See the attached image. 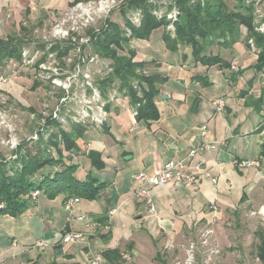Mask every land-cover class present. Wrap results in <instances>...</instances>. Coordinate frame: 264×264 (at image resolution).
I'll return each instance as SVG.
<instances>
[{"label": "crops", "instance_id": "obj_1", "mask_svg": "<svg viewBox=\"0 0 264 264\" xmlns=\"http://www.w3.org/2000/svg\"><path fill=\"white\" fill-rule=\"evenodd\" d=\"M64 1L0 0V38L20 33L24 13L29 22L43 15L42 21L49 22L47 16L51 17V13L44 12L43 8L63 9L73 0ZM38 24H42L41 21ZM233 47L219 44L217 49L228 51ZM252 56L256 61L257 56ZM227 61L230 62L228 74L217 66L201 65L190 74L191 82L211 84H214L211 76L221 74L225 83V86L218 84L222 90L211 94L207 104L199 100L197 111L187 93L172 94L160 84V92L154 99L159 118L139 122L132 115L129 97L124 91L120 92L121 95L108 104L106 122L87 128L77 141V150L64 152L66 161L76 166L75 172L79 173L74 172V175L79 180L91 174L101 183L93 199L78 197L72 205V213L83 215L86 220H68L69 213L64 208L68 193L50 198L40 191L35 200L28 199L20 214L0 212V264H89L93 260H97V264H170L171 254H180L181 244L192 239L193 234L208 226L223 210L261 198L264 192V100L258 99L264 82L261 73L254 70V64L245 60L240 63L233 52ZM15 63L16 60L9 59L0 65V76L8 79L7 85L0 84V95L6 89L12 100L21 96L24 76L27 78L32 72L28 69L25 73L24 68ZM177 63L180 68L176 77L185 83L181 77L186 76L185 66L183 62ZM234 64L238 65V71H231ZM146 66L150 73V69L159 67V61L149 65L146 62ZM166 71L154 73L167 80ZM217 98L224 100L221 113L214 110L213 102ZM158 99L178 100L179 104L166 108L159 105ZM120 101L127 102V108H122ZM133 126L136 127L130 130ZM202 126L207 129L205 137L200 133ZM223 138L225 145L192 158L190 167L198 176L195 183L169 181L165 185L148 186L156 210L154 214L149 213L144 198L135 194L138 181L134 175L139 171L147 174L159 171L166 161L184 156L203 139ZM90 150L99 154L102 168L91 165L87 157ZM240 160H257L259 167H238L236 162ZM204 171H209L216 182L204 177ZM42 173L45 172L42 170ZM64 231H79L83 235L76 242L60 243ZM40 239L47 243L43 250L36 246ZM122 254L128 258H123Z\"/></svg>", "mask_w": 264, "mask_h": 264}, {"label": "rangeland", "instance_id": "obj_2", "mask_svg": "<svg viewBox=\"0 0 264 264\" xmlns=\"http://www.w3.org/2000/svg\"><path fill=\"white\" fill-rule=\"evenodd\" d=\"M104 1H107V9H109V11H103L100 18L95 16L94 20L89 25L82 28H80V22L77 19L69 17L68 13L66 14L67 10L74 4L64 7L63 9L59 8V10L47 9V7L43 8L44 12L50 11L51 13V17L47 16V18L50 19L49 22L42 21L43 17H45L44 15L40 19H30L31 21L29 22L28 16L24 13L25 11L23 10V25L27 26L26 32H23L22 35L26 37L25 39L29 43L25 47L30 49V51L39 50V53L46 52L45 46L44 48L42 47V41H45L44 38L49 37L52 27L58 21H64L62 27L68 30V32H74L73 35H75L76 40H78L80 37H85L89 39V42L92 40V37H94V35L98 36L100 34V31L107 29V25L105 22L108 18L115 24H117L120 29H123L124 17L120 13L121 8L119 6L122 4V0ZM251 1H253L252 3L254 8V29L256 32L264 34V0H242V3L244 5H250ZM64 2H66V0ZM150 2L153 6L157 7L156 9H154V11H157L159 13L162 12V15H156L153 11L152 14L156 18L162 19L163 16H166V19L168 20L166 30H168L167 27L169 25L173 27L175 17H173V19H168V15L173 12L175 7L168 9L166 6H164L169 2V0H150ZM226 4L229 9H233L237 5H239V1L227 0ZM37 11L38 10H35L34 12L36 14H39V11ZM133 12L134 10H130L126 14V17L130 22L131 19L134 20ZM40 21L42 24H38V22ZM77 22L78 26L75 28H77L78 30L72 31L71 28L74 27ZM133 26L137 27V25L135 24ZM259 27H262L263 30H257V28ZM18 30L19 28L16 31ZM162 31V28H156L151 31L148 38L133 39L131 41V46L135 49L136 52V56L133 60L136 62L145 61L148 65L149 63L152 64L153 62L155 63L159 61V67L150 69V73H162L163 71L167 70L166 73L168 74V79H165L162 84H164V86L168 88L169 92H171L172 94H180V96H183L184 93H187L190 104L194 102L193 108L197 103L199 106V100H201L202 104H207L211 98V94L217 93L219 89L222 90L220 86H225V83L223 82V76L221 74L212 75L210 81H212L214 84L208 83L207 81H198L199 83L195 81L191 82L190 74L194 70H198L200 65H194L195 61L191 52L189 51V48L187 47H182L178 51L174 52L168 50L165 47V44L161 37ZM125 35L129 37L131 35V31L128 29ZM89 42L84 48L85 53L93 52L91 43ZM69 44H64L63 46H70L72 48L73 45L71 44V41ZM56 45L57 49L55 48V50H52V45L49 51L57 52V55H60L58 50H60L59 48H61L62 43H57ZM233 45L234 47L231 49L229 48L228 51H225L224 49H222L223 51H219L217 49V47H219V44L214 43L213 46L210 47V51H216L214 54H219L224 60H229L231 57V52H233L235 58H239L240 63L244 62L245 60L251 65L254 64L255 58L252 55L255 54L256 50H252L253 47L251 45L247 46L244 32H241L240 38L238 39V41L233 43ZM254 47L255 49H258V53H256L259 54L260 48H258L255 44ZM71 48L69 50H71ZM257 54L255 55L257 56ZM74 56V51H71L70 57L75 61L76 59L74 58ZM99 58L100 59H98L97 62H88L87 65H85L88 82L87 100H89L90 98L92 99L90 93L92 89H97L100 93L101 99L105 101L106 105H108L114 100L111 99L112 96H114L115 98L117 96H120L121 93L119 91V88L117 87V81H115L116 83L113 84V87L104 86L99 83L106 79L107 76L112 73V68L110 67L111 62L109 61V59L101 56L100 54ZM73 60L69 62L68 66L63 62L60 63V61L58 65L64 72L71 73L73 71V67H71V64L74 62ZM177 62H183L182 64L187 67V69H185L184 67V70H186V76H181L185 79V83H181L182 78L176 77V74L179 73L180 68V66L177 65ZM169 64L172 65H170V68H168ZM187 64H190L189 67ZM202 66L203 65H201V67ZM145 70L148 72L147 66L145 67ZM27 71L28 69L24 68V72L27 73ZM222 71L224 72V74L229 73L227 69H222ZM263 71L264 67L262 68L260 73H262ZM203 72H205V69H203ZM209 74L211 73L209 72ZM30 78L31 76L27 78L24 76V80L21 83V96L18 97V100L11 101L14 105V108L16 109V111H13V114H16V118L12 120V125L15 128L14 132L16 137L18 138V143H20V145H18L17 148L13 150L0 143V164H2L1 167H6V170H10L11 172L16 169L15 165L19 168L18 157H20V153L25 154L27 152H31L32 154H34L37 153V151H48L55 155L52 148L47 147L43 144H38V139L39 137H41L40 132H38L37 139L32 138L35 132L39 130L38 121H40V119L42 118V112L48 114L52 109L58 107L61 113L58 119L64 118L65 120H50L48 119V117H45V120L48 119V121H55L58 124L57 128L66 132H68L73 125H82L86 126V128L94 127L92 122H90L89 120H87L85 124H80L77 122L75 123L73 122L74 120L72 121L70 116L65 115L67 109H69L71 114L76 113V111L78 110V106L75 101H77L76 99L78 97H72L71 95V100H69L70 97L68 98L61 89L57 87L51 88L52 86L49 81H42L41 79L35 80L40 85L33 89L31 86L34 81H32ZM78 81H80V78L75 79V82ZM218 84L220 86H218ZM46 88L47 91L51 89L54 92L47 93ZM227 94L223 96H226ZM226 100L227 99H225V101ZM158 101L160 106L166 108L173 104H179L178 100L173 99H158ZM121 102L122 101H120L119 103L120 106L122 108H127V102ZM46 104L48 106L44 109L43 107ZM91 105L93 106L94 103H92ZM29 107L34 109V111H30L28 109ZM37 115H40V117H37ZM130 122V124H133V121H131V119ZM52 130L53 128L51 129V132ZM49 135L47 136V138L49 137ZM1 136L6 137L7 133L2 132ZM47 138L43 136L44 140H46ZM58 140H60L59 137ZM81 145H83V143L80 144V146ZM42 170L44 172H47L48 169L44 168ZM76 173L79 172L76 171L75 174ZM260 194L261 192L257 193V196H259ZM256 200L257 201L255 202L245 201L242 204L235 206L234 208L223 210L222 214L219 217L215 216V218L208 226L199 229V231L193 234L192 239H187L181 244L182 251L180 254H171V256L169 257L170 264H263L257 257V244H259V240L255 233L258 229H262L264 232V215L260 212V210L264 208V192H262L261 198L259 196L256 198Z\"/></svg>", "mask_w": 264, "mask_h": 264}, {"label": "trees", "instance_id": "obj_3", "mask_svg": "<svg viewBox=\"0 0 264 264\" xmlns=\"http://www.w3.org/2000/svg\"><path fill=\"white\" fill-rule=\"evenodd\" d=\"M78 1L81 0H73L69 5ZM226 1L169 0L164 6L168 9L175 7L178 11L173 31H170L166 30L168 24L166 16L158 19L152 14L157 7L153 6L150 0H123L119 6L120 13L124 17V28L120 29L108 18L105 22L107 29L100 31L98 36L94 35L90 41L92 51L111 62L112 73L99 83L113 87L117 81L119 91H124V94L129 97L130 105L135 107L138 103L136 120L139 122L157 120L159 111L154 99L159 94V86L165 81V78L158 73H148L145 70V61H134L136 52L131 46L133 39L148 38L151 31L156 28H162L161 37L168 50L174 52L182 47H187L195 61L194 65L217 66L219 69H230V62L224 60L219 54L212 53L210 47L214 43L233 45L240 38L241 32H244L246 43L249 38H252L254 44L260 48L253 67L256 72H260L264 67V34L258 33L254 29L253 1L250 5H244L242 0H238L239 5L233 9L228 8ZM130 10L141 11V20L137 27L133 26L126 17ZM127 29L131 31L129 37L125 35ZM20 30L18 34L0 38V65L9 59L20 60L22 49L29 44L26 37L22 35L23 32H26V27L23 26ZM57 43L53 44L52 50L57 49ZM64 44H69V41L62 42L61 48L58 50L59 57L67 54L71 48L70 46H65V48ZM44 46L45 43L42 41V47L44 48ZM38 85L40 84L34 81L31 87L34 89ZM263 100L264 88L258 101ZM107 108L108 105H106ZM28 109L34 111L31 107ZM47 124L53 130L46 140L40 134L38 144L52 148L55 155L48 151H37L34 154L31 152L20 153L19 168L15 165L16 169L12 172L7 171L6 167H1L2 164H0L1 213L5 212L14 216L23 212L28 199H31L29 193L33 190H37L38 193L42 191L50 198L66 192L68 194L65 200L69 197L93 199L96 196L101 183L91 174H87L85 179L79 180L74 175L76 166L67 162L68 159L64 155V152L77 150V141L83 136V132L87 129L86 126L73 125L66 132L58 129V124L55 121L47 119ZM262 156H264V150H262ZM87 157L93 167H103V162L97 152L90 150L87 152ZM48 166L51 168L42 173V169H46ZM255 234L259 240L257 257L264 264V232L262 229H258Z\"/></svg>", "mask_w": 264, "mask_h": 264}, {"label": "built area", "instance_id": "obj_4", "mask_svg": "<svg viewBox=\"0 0 264 264\" xmlns=\"http://www.w3.org/2000/svg\"><path fill=\"white\" fill-rule=\"evenodd\" d=\"M123 1V0H122ZM107 1L104 0H81L76 2L74 5H72L71 8H69L66 12L68 13L69 17L77 19L80 22V28L86 27L89 25L96 17L100 18L101 13L103 11H109ZM171 12V11H170ZM134 20L131 19L132 24L139 25L141 20V11L135 10L133 12ZM169 13V12H168ZM178 11L176 8H174L173 12L168 15V19H173V17L176 18ZM154 14L162 15V12L159 13L157 11H154ZM160 15V16H161ZM131 18V17H130ZM80 19V20H79ZM64 21H58L51 29L50 35L47 38H44L45 41V49L46 52L39 53V50L30 51L27 47H24L21 51V57L19 61H16L15 64L18 65V67H23L27 69H31L32 72L30 74L31 80H39L42 81H49L51 83V88L57 87L61 89L64 94L71 100L72 97H78L75 101L78 110L75 114H71L69 109H67L65 115H68L71 117L73 122H77L80 124H85L87 120L92 122L94 127H98L103 125L108 117V113L106 111V104L105 101L101 99L100 93L97 89H92L91 97L89 100H87V93H88V82H87V73H86V66L88 62H97L99 58V54L97 53H85L84 48L88 44L89 39L85 37H80L78 40H76L74 32H68V30L64 29L63 26ZM78 26V22L74 27L71 28L72 31H77L78 29L75 28ZM168 30L173 31V27L170 25L167 27ZM128 30V29H127ZM257 30L262 31V27L257 28ZM70 33V34H69ZM64 41H71V44L73 47L71 50L68 51L66 56L58 57L57 52L49 51L50 47L58 42L62 43ZM90 43V42H89ZM248 45H251L253 48L252 50L258 51V49H255L254 42L252 38H249L247 41ZM71 51H74V58L75 61L70 57ZM255 52V54H257ZM73 60L74 62L71 64V67H73V71L70 72H64L62 68L58 65L59 61L60 63L63 62L65 65L68 66L69 62ZM83 67V70H82ZM170 67V66H169ZM238 66L236 64L231 65V71H238ZM80 81L75 82V79H79ZM262 81L264 82V71L261 73ZM226 81L230 83V78L227 77ZM8 79L7 77L0 76V84L7 85ZM46 92H54L53 90ZM74 99V98H73ZM111 99H114V96L111 97ZM12 99L9 97L7 90L3 89V92L0 95V143L3 145H6L10 149L15 150L20 143H18V138L15 135L14 127L12 125V120L16 118V114H13V111L16 109L14 108V105L12 104ZM94 103L92 106L91 104ZM137 105L135 107H132V115L136 119L137 115ZM214 110L216 112H222L224 110V100L223 98H217L214 102ZM47 104L44 105V109L47 108ZM42 118L40 121H38V127L39 130L35 132L33 135V139L38 138V132L43 134L45 138L49 135L51 132V127L46 124L45 117H48L50 120H62L65 119H58L60 113V109L58 107L51 110L50 113L45 114V112H42ZM41 113V114H42ZM133 126L130 130H132ZM5 132L7 133L6 137H2L1 133ZM200 133L203 137L207 136V129L205 126H202L200 128ZM226 144V139H203L200 142H198L194 147L189 149L184 156L176 159H170L166 161L161 169L155 173L147 174L142 171L137 172L134 175V178L138 181V187L135 190V194L138 196H142L144 198V201L146 203L147 210L149 213H156L155 207L153 205L151 196L149 194V187L150 186H157V185H165L169 181H174L175 183H184L186 185H191L195 183L197 180V174L194 173L191 170V160L194 156L197 154L207 152L210 150H213L217 147L223 146ZM236 165L238 167H259V161L257 160H240L236 162ZM203 176L210 179L212 183L216 182V178L212 177L209 171H204ZM149 186V187H148ZM38 191L33 190L29 193L32 200H35L38 196ZM78 201L77 197H69L64 202V208L66 211H68V220L74 218L78 221H85L86 217L83 215H74L72 213V205ZM112 214V212H111ZM83 233L79 231H64V233L61 236L60 243H68V242H76L82 237ZM47 245L45 240H38L36 243V246L39 250H43L44 247ZM123 258H128L127 255L122 254ZM97 260L91 261L89 264H97Z\"/></svg>", "mask_w": 264, "mask_h": 264}, {"label": "water", "instance_id": "obj_5", "mask_svg": "<svg viewBox=\"0 0 264 264\" xmlns=\"http://www.w3.org/2000/svg\"><path fill=\"white\" fill-rule=\"evenodd\" d=\"M198 109V103L194 106V111H197Z\"/></svg>", "mask_w": 264, "mask_h": 264}, {"label": "bare ground", "instance_id": "obj_6", "mask_svg": "<svg viewBox=\"0 0 264 264\" xmlns=\"http://www.w3.org/2000/svg\"><path fill=\"white\" fill-rule=\"evenodd\" d=\"M260 212L264 215V208H262V209L260 210Z\"/></svg>", "mask_w": 264, "mask_h": 264}]
</instances>
